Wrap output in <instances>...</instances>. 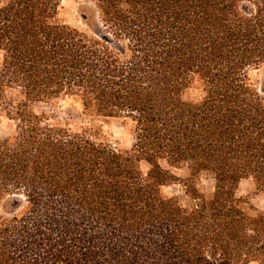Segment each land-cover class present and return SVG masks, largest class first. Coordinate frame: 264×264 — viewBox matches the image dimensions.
Instances as JSON below:
<instances>
[{
	"label": "trees",
	"instance_id": "16d2710c",
	"mask_svg": "<svg viewBox=\"0 0 264 264\" xmlns=\"http://www.w3.org/2000/svg\"><path fill=\"white\" fill-rule=\"evenodd\" d=\"M84 1L82 31L62 0H0V264H264L238 195L264 192V0ZM61 98L131 147L31 107Z\"/></svg>",
	"mask_w": 264,
	"mask_h": 264
},
{
	"label": "rangeland",
	"instance_id": "374dc122",
	"mask_svg": "<svg viewBox=\"0 0 264 264\" xmlns=\"http://www.w3.org/2000/svg\"><path fill=\"white\" fill-rule=\"evenodd\" d=\"M86 9L90 11V16L94 15L93 7L91 4L84 0H62L61 19L64 23L85 31L88 28L81 19V13ZM252 77L254 79L259 78L258 72H253ZM264 78L263 76L261 77ZM260 78V79H261ZM199 90L194 89L188 92L187 97L189 99H195L200 97ZM16 101L19 100L17 95L13 96ZM32 109L36 114L46 115L52 123L59 125H68L73 130H79L81 128H87L101 125L103 132L108 140L116 145L121 150H127L132 144V132L131 124L121 121H111L109 124H105L103 121H96L91 117L83 114V110L79 103L72 99L61 98L60 100L49 102L32 104ZM96 124V125H95ZM15 122L10 121L7 118L6 111L0 107V137L7 139L14 134ZM142 168L147 171V165L143 164ZM175 173L184 177L186 172L184 170H175ZM207 190L213 188V183L210 181H203ZM183 188L179 185L165 187L163 189L166 196H183ZM238 195L240 197H249L252 199L253 204L260 210L264 211V192L257 189L255 183L252 180L243 181L239 187Z\"/></svg>",
	"mask_w": 264,
	"mask_h": 264
},
{
	"label": "water",
	"instance_id": "95a60500",
	"mask_svg": "<svg viewBox=\"0 0 264 264\" xmlns=\"http://www.w3.org/2000/svg\"><path fill=\"white\" fill-rule=\"evenodd\" d=\"M81 19L86 25L89 24V22L92 20V17L90 16V11L88 9L81 13Z\"/></svg>",
	"mask_w": 264,
	"mask_h": 264
}]
</instances>
